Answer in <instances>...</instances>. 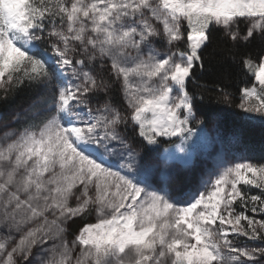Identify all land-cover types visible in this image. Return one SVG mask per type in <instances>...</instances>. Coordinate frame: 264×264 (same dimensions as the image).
<instances>
[{
    "label": "snow or ice",
    "instance_id": "6c2138e0",
    "mask_svg": "<svg viewBox=\"0 0 264 264\" xmlns=\"http://www.w3.org/2000/svg\"><path fill=\"white\" fill-rule=\"evenodd\" d=\"M24 90L0 264H264V0H0V102Z\"/></svg>",
    "mask_w": 264,
    "mask_h": 264
},
{
    "label": "trees",
    "instance_id": "16d2710c",
    "mask_svg": "<svg viewBox=\"0 0 264 264\" xmlns=\"http://www.w3.org/2000/svg\"><path fill=\"white\" fill-rule=\"evenodd\" d=\"M259 42H257L254 47H259ZM198 79L201 81H209L216 79L215 76L211 75H204L199 76ZM224 86H227L230 90L235 91L237 85L233 80H224ZM191 87V85H190ZM34 93H31L27 90L21 91L16 94L14 99H10L8 103L0 102V123H5L11 121L12 115L16 114L17 112L22 111L26 108L29 102L32 100ZM216 114L215 109H210L207 113L209 120ZM220 119L219 124L222 128L226 131L230 130L234 127V121L232 120L231 116L227 111H223L219 113ZM243 132V139L245 145L248 146L249 149V156L252 159H260L264 157V127L261 126H254V127H246L242 130ZM73 230H78L79 224H75L72 226Z\"/></svg>",
    "mask_w": 264,
    "mask_h": 264
},
{
    "label": "rangeland",
    "instance_id": "374dc122",
    "mask_svg": "<svg viewBox=\"0 0 264 264\" xmlns=\"http://www.w3.org/2000/svg\"><path fill=\"white\" fill-rule=\"evenodd\" d=\"M14 115H15V114H13L12 117H13ZM0 124H3V123H0ZM209 127H210V129H211V123L209 124ZM89 221H91V222H95V218H94V217H89ZM78 224H79V227L82 226V224H80L79 222H78ZM240 240L244 241L245 243H247V244H249V245H251V244L253 243V242H251V241H247L246 238H244V237H240Z\"/></svg>",
    "mask_w": 264,
    "mask_h": 264
}]
</instances>
